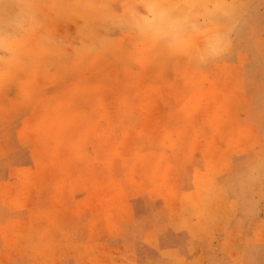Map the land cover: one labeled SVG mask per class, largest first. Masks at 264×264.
Here are the masks:
<instances>
[{"label":"rangeland","instance_id":"rangeland-1","mask_svg":"<svg viewBox=\"0 0 264 264\" xmlns=\"http://www.w3.org/2000/svg\"><path fill=\"white\" fill-rule=\"evenodd\" d=\"M0 264H264V0H0Z\"/></svg>","mask_w":264,"mask_h":264},{"label":"crops","instance_id":"crops-1","mask_svg":"<svg viewBox=\"0 0 264 264\" xmlns=\"http://www.w3.org/2000/svg\"><path fill=\"white\" fill-rule=\"evenodd\" d=\"M132 190H124V192H131Z\"/></svg>","mask_w":264,"mask_h":264},{"label":"bare ground","instance_id":"bare-ground-1","mask_svg":"<svg viewBox=\"0 0 264 264\" xmlns=\"http://www.w3.org/2000/svg\"><path fill=\"white\" fill-rule=\"evenodd\" d=\"M189 229V228H188ZM164 263V262H163Z\"/></svg>","mask_w":264,"mask_h":264}]
</instances>
